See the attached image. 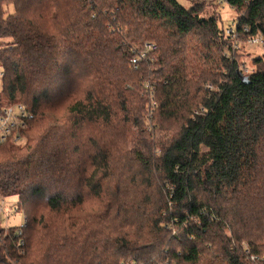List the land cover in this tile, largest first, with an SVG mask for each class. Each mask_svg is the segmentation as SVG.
Segmentation results:
<instances>
[{
	"label": "trees",
	"instance_id": "16d2710c",
	"mask_svg": "<svg viewBox=\"0 0 264 264\" xmlns=\"http://www.w3.org/2000/svg\"><path fill=\"white\" fill-rule=\"evenodd\" d=\"M227 1L234 39L204 0H0V112L32 115L0 147L27 220L1 229L0 264H264V58L244 84L234 48L264 38V0Z\"/></svg>",
	"mask_w": 264,
	"mask_h": 264
},
{
	"label": "built area",
	"instance_id": "2783aa9c",
	"mask_svg": "<svg viewBox=\"0 0 264 264\" xmlns=\"http://www.w3.org/2000/svg\"><path fill=\"white\" fill-rule=\"evenodd\" d=\"M218 4L223 5L227 4V0H217ZM228 33L232 36L234 39L237 37V32L234 27H230ZM250 45H258V46H264V38L262 35H255L252 36V38L249 39ZM158 49V45H156L155 42H143L140 44V48L134 51V57L131 59L132 66L135 70L139 69L140 64L144 61L145 58L149 57L153 51ZM5 76V72L0 68V81H2ZM206 89L211 90L213 87L210 84L204 85ZM144 88L147 89V91H151V96L149 97V116L151 117L154 113L155 108L158 106L157 102L155 101V97L153 95L154 89L151 88V84H145ZM207 109L205 105L199 104L196 108L192 110V116L195 118L199 116H206ZM32 115L28 109L27 106H24L22 103H11L4 105L1 112H0V147L1 146H11V145H20L25 140L24 131L27 126V119L31 118ZM152 118V117H151ZM152 126V125H151ZM19 206H18V199L16 200H9L5 197V195H0V231L4 228L5 235L8 233L9 228L7 225H2L3 221L6 222L8 219V213H15L19 212ZM25 222L18 227L16 230V234H21V228L26 225L27 220L24 218ZM20 244H23V241L20 242ZM245 247V252L248 254L250 252L249 247ZM255 258L253 257V260ZM17 264V263H12Z\"/></svg>",
	"mask_w": 264,
	"mask_h": 264
},
{
	"label": "rangeland",
	"instance_id": "374dc122",
	"mask_svg": "<svg viewBox=\"0 0 264 264\" xmlns=\"http://www.w3.org/2000/svg\"><path fill=\"white\" fill-rule=\"evenodd\" d=\"M178 2H181L182 5L184 7H186L187 9L190 8L195 0H177ZM205 2V10L202 14V16H204L205 18L209 19L210 17H215L217 18V20L219 21V24L221 25V27L225 28L227 31V35H228V31H229V26L232 25L234 26V24H236V22L238 21L237 18L243 16V11H234V9L227 3V4H223V5H219L217 4V2L215 0H204ZM13 7L9 6L8 11L9 12H13ZM249 39L250 38H246V39H238L237 43L235 42L234 48L237 52V56H238V60L241 64L240 66V70L243 71V73L245 75H249L251 73H253V71H255V65H254V61L255 59L259 58V57H263L264 58V46H258V45H250L249 43ZM148 42V41H147ZM152 42V41H150ZM154 42V41H153ZM2 81H0V85H1ZM143 91V90H142ZM144 93V92H143ZM198 102L200 103L201 101L198 100V98L196 99V102L193 104V109L197 107ZM11 103H17V101L15 102H11ZM11 103H7V104H11ZM20 103V102H18ZM6 104V105H7ZM24 105V104H23ZM25 106V105H24ZM192 109V110H193ZM30 119V118H28ZM27 119V120H28ZM153 120V119H152ZM153 122V121H152ZM28 123V121H27ZM147 123L145 128L147 127L149 135H150V140L155 144L161 146L163 144V142H166L168 140V135L166 132L162 131V129L160 128V125L157 124V126H155V128L153 129V125L151 124V121ZM152 125V126H151ZM26 131H27V126L26 129L24 131V135H25V140L22 144L20 145H11L12 147H23L27 144L28 141V137L26 135ZM131 132H133L134 134H137V129L136 128H131ZM206 149H203V152H205ZM157 154V153H156ZM3 195V194H0ZM5 197L9 200H16L17 196H11V195H5ZM25 216L22 212H15V213H8V219L6 220V222L3 221L2 225H7V227L9 228V230L13 229H17L18 227H20L23 222H25L24 220ZM1 226V225H0ZM249 247L248 242L244 241L243 247Z\"/></svg>",
	"mask_w": 264,
	"mask_h": 264
},
{
	"label": "water",
	"instance_id": "95a60500",
	"mask_svg": "<svg viewBox=\"0 0 264 264\" xmlns=\"http://www.w3.org/2000/svg\"><path fill=\"white\" fill-rule=\"evenodd\" d=\"M238 76L240 77V80H241L242 83L248 84L250 82L249 81V77L247 75H245L243 73V71L239 70Z\"/></svg>",
	"mask_w": 264,
	"mask_h": 264
}]
</instances>
